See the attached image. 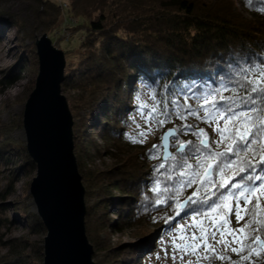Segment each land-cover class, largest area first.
I'll list each match as a JSON object with an SVG mask.
<instances>
[{"label": "trees", "instance_id": "obj_1", "mask_svg": "<svg viewBox=\"0 0 264 264\" xmlns=\"http://www.w3.org/2000/svg\"><path fill=\"white\" fill-rule=\"evenodd\" d=\"M4 1L7 0H0V5ZM83 1H86L84 5ZM41 3L33 7L38 18L45 10L40 9ZM74 6L76 11H83L78 12V16L90 21L85 26V37L80 44L84 49L80 68L70 74L65 73L62 84V91L78 93V97L72 99L73 138L78 155L87 154L86 149L95 144V134L106 143L130 141L121 126L125 115L132 109L130 104L140 87L149 89L150 100L158 110L166 106L171 118L166 119L164 125L172 124L178 131L173 140L183 141L188 147L192 144L198 146L200 138L185 128L188 125L193 130H203L207 134L205 137H210V147L223 151V145L215 148L214 142L220 138L217 132L209 135L207 131L213 130L215 125L210 126L196 116L188 115L191 109L203 116L200 103L192 106L190 101L196 98L201 102L199 98L217 86L235 89L241 97L246 95L241 87L244 84L242 77L264 67V0H76ZM15 22L12 15L0 10V29L9 25L14 27ZM12 76H7L8 85L20 80L21 75ZM224 94L232 95V92ZM261 106L264 107V104ZM177 111L187 115V119H179L175 115ZM14 126L11 124L9 128ZM223 126L224 122L221 121L220 127ZM5 128L6 125H0V165L14 162L9 157L11 155L25 158L32 168H36L25 148L21 153L22 148L5 138ZM160 145L157 142L156 146ZM172 145L178 147L176 143ZM141 148L143 152L132 153L122 159L120 167L97 173H90V169L83 167L86 228L97 251L93 255L94 259L97 258L95 264H139L136 259L170 230L173 219L182 220L181 216L189 208L196 207L189 202L182 211L178 204L181 205L182 201L193 195L197 184L183 188L179 196L171 192L163 193L164 202L159 204L156 203L159 198L157 193L152 191L157 181L162 187L177 183L175 165L184 153L176 150L173 153L175 161H163L160 147L154 149L153 146L141 145ZM153 153H156V158H152ZM248 158L251 159V155ZM188 163L193 165V170H198L195 168V157ZM161 164L163 168H160ZM23 167L19 165V169ZM19 173L16 170L8 183L4 191L6 195L13 192L12 187ZM169 175L173 177L172 180L167 179ZM238 178L232 172L223 177L231 182ZM220 179L217 177L218 181ZM228 190H231L230 183L227 189H223ZM113 192L118 195H113ZM200 194L204 195L202 189ZM255 203L252 200L249 208ZM241 204L244 208L243 201ZM260 204L259 224L252 227L259 226V234L264 238V198ZM232 206L235 208L234 201ZM109 208L114 210V222L108 219L106 212ZM224 215L230 221H237L234 214L229 215L225 211ZM241 216L243 219L239 221L244 222V214ZM29 217L35 234L43 233L45 227L37 215ZM246 218L249 220L248 215ZM148 226L154 230H149L145 247L143 245L139 250L136 244H129L128 250L119 253L122 247L112 248L107 239L101 237V231L111 227L118 228L117 232L121 233L128 227H134L137 238L144 237ZM5 245L10 251L0 257V264H29L26 259L30 254L27 252L34 250L37 257L43 256V246H33L27 240H13ZM238 260L239 256L232 252L218 261L210 258L208 264H235ZM244 264L249 262L245 261ZM259 264H264V255L260 257Z\"/></svg>", "mask_w": 264, "mask_h": 264}, {"label": "rangeland", "instance_id": "obj_2", "mask_svg": "<svg viewBox=\"0 0 264 264\" xmlns=\"http://www.w3.org/2000/svg\"><path fill=\"white\" fill-rule=\"evenodd\" d=\"M40 1L43 2L41 3L42 8L40 7V9L42 10L44 8L45 10L41 13V18H38L33 11V7L38 5ZM75 1L76 0H7L0 5V10L6 15H12L16 21L14 27L9 25L8 27L0 29L2 33L0 34L2 35L0 37V59L6 57L8 60L6 64L0 63V125H6L5 138H7L8 141L16 143V146H19L20 149L22 148V150H20L21 153H24L23 149L25 148L26 154L28 155L27 137L23 127V115L26 102L35 89L39 74V58L37 55L36 41L41 39L44 34H47L53 41L54 46L64 51L66 58L65 73L70 74L79 69L81 65L80 62L83 61L84 49L80 44L85 37V26L89 24L90 21L89 18L78 16V12H83L80 10L82 5L79 6L78 9L80 11H76L74 6ZM85 3L86 1H83V5ZM238 7L241 9L239 4ZM247 16L251 18L250 15ZM20 44L26 49L29 59L24 63L21 69L22 74L20 80H16L13 85H8V67L16 63L21 57L20 55H22L21 51L23 49L19 46ZM65 91L66 90L62 91V94L66 97L74 121V111L72 107L74 103L73 100L78 97V93ZM191 100L190 105L192 106L201 103L198 102L199 100L196 98ZM141 105L145 107L142 108ZM130 106L132 109L125 115V120L121 127L124 128L128 137L137 140V143H133L131 140L127 143H106V141H103L95 134V144L89 149H86L87 154L82 155L81 153V155H78V149H76L77 147L74 140V154L77 160L79 173L82 176V184L85 191L86 184L83 181V167L87 170L90 169V173H97L113 169L114 167H120L122 159L126 158L127 155L144 151L141 150V145L150 147L157 145V142L162 144L161 137L165 132L170 129H175L177 131L172 124L161 126L155 119H146L147 114L150 112L148 109L151 110L155 107L150 100L148 88L140 87V90L134 97ZM142 113H144V115H142ZM11 124L15 125L12 129L9 128ZM207 131L209 135L213 134L215 126L213 130L207 129ZM141 133H145L146 135L142 136ZM204 138L208 139V141L210 139L209 136ZM172 144L171 150L174 153L177 148ZM9 157L12 158L14 162L11 161V163H2L0 165V257L9 253V247L5 244L13 240H27L32 243L33 246H43L44 239L47 235L46 230L41 234H35L31 228L33 223L29 217V215L36 214L39 218L35 202L30 194V185L32 180L37 176V167L32 168L27 160L25 161V158L23 159L21 156L15 158L9 155ZM28 157L30 156L28 155ZM19 165L24 167L19 169ZM16 170L20 173L13 184L12 189L14 190L11 194L6 195L4 191L13 178ZM113 195L118 194L113 192ZM84 200L87 211L86 194ZM240 207L241 214H244L245 217L244 222H237L235 219L230 221L228 216L225 215L228 224L222 227V231L225 232L223 240L221 239L220 233L217 232L216 240L213 241L209 239L208 241L211 248L215 250V257L213 258L217 261L221 260L226 254H231L232 248L239 247L236 243L232 242L233 235L229 233L232 231L237 237L241 236L242 234L235 232V230L244 226L246 220L248 221L242 204ZM113 211V208H109L106 212L111 222L115 221H112V219H116L112 214ZM86 218L87 216L85 217V226L87 227ZM173 220L174 222L170 230L157 238L153 242L152 248L142 256H139L140 258L138 257L136 259L139 264H187L188 261H192V264H197V261H199V264H208L210 259L208 257L211 256V253H205L202 242L201 246L197 249L196 255H192L191 253L185 255L181 250H176L174 253L173 241L183 246L185 240L179 239L178 237H186L188 238L187 242L191 243L190 238L192 234L195 233L196 236H200V228L202 227H208L211 228L212 231H216V227H213V222H215L216 226L222 224L219 219V214H212L211 218L207 220L201 217L195 222L189 218L182 220H176L174 218ZM202 220L204 221L203 224L201 223ZM130 227L125 229L122 233L117 232L118 228L111 227L109 230L101 231V237L103 239L106 238L112 248L122 247L119 253L128 250L129 244H136L137 250L141 249L143 245L145 247V240L150 236L149 230L152 232L154 228L148 226V231L145 232L147 235L144 233L146 236L137 238L135 233L136 229ZM86 234L89 243L93 247L94 253H96V248L90 239L87 228ZM224 241L227 242V247H225ZM27 253L30 254L26 259L29 264H43L44 256L41 258L37 257V252L35 250ZM119 253H117V251L115 252L117 255ZM174 254L175 260H173ZM182 256L183 259H181ZM96 259L93 257L95 263ZM120 260L121 258H119V261Z\"/></svg>", "mask_w": 264, "mask_h": 264}, {"label": "snow or ice", "instance_id": "obj_3", "mask_svg": "<svg viewBox=\"0 0 264 264\" xmlns=\"http://www.w3.org/2000/svg\"><path fill=\"white\" fill-rule=\"evenodd\" d=\"M242 79L244 84L241 87L245 96L241 97L235 89L217 86L212 92L199 98L201 100L200 108L203 110L202 117L198 111L188 110V115L196 116L210 126L215 125V131L220 137L214 142L215 148L218 149L223 145V151L210 147L209 141L204 138L207 134L203 130H193L190 126L185 125L192 135L200 138L199 145L192 144L191 147H188L185 142L174 139L173 143L178 145L177 152L184 153L175 165L178 176L177 183L162 187L157 181L156 186L152 189L159 197L156 201L159 204L164 202L163 193L171 192L173 195L179 196L183 188L197 184V190L184 202L185 204H189V202L195 204L196 207L189 208V211H186L181 219L189 218L195 222L198 218L203 217L207 220L211 218L212 214H219V219L222 222L220 226H216L213 222L216 231H212L208 227L200 228V236L193 233L190 238L191 243L187 242L188 238L186 237H178L185 240V243L181 246L173 241L174 253L176 250H181L185 255L189 253L196 255L202 242L205 253H211L208 258L215 257V250L211 248L208 241L209 239L215 241L217 232L220 233L223 240L225 232L222 231V227L228 224L224 215L225 211L229 215L234 214L237 221L243 219L240 207L241 201H243L244 211L249 216V220L245 222L244 227L235 230V232L241 233V236L237 237L232 231L229 233L233 235L232 242L239 246L231 249L239 256V260L235 264H244L245 261H248L249 264H259L260 257L264 255V238L259 234L260 227H252L253 224H259L260 201L264 198V107L261 106L264 104V67L245 74ZM229 91L232 92V95L224 94ZM141 107L145 106L141 105ZM175 115L179 119H187V115H183L179 111ZM170 118L166 106L162 110L153 107L146 116V119H155L161 126L164 125L166 119ZM221 121L224 122L223 128L220 127ZM141 135L146 134L141 133ZM170 137H177V132L175 130L168 131L161 137L163 143L160 146L153 145V148L160 147L167 150ZM129 139L133 143L138 142L131 137ZM249 155H251V159L248 158ZM194 157L195 168L198 170H193V165L188 163ZM152 158H156V153L152 154ZM164 159L175 161L176 157L167 155ZM163 167L164 165L161 164L160 168ZM229 172L238 175V180L231 182L230 179H223ZM217 177L221 179L218 181ZM167 179L172 180L173 177L169 175ZM229 183L231 190L223 191L229 187ZM201 189L204 195L200 194ZM252 200H255L256 203L249 208ZM233 201L235 208L232 206ZM178 207H183V205L178 204ZM177 215L180 213L177 212ZM201 223L203 224L204 221L202 220ZM224 243L227 247V242L224 241ZM173 260H175V254ZM187 264H192V261H188Z\"/></svg>", "mask_w": 264, "mask_h": 264}, {"label": "water", "instance_id": "obj_4", "mask_svg": "<svg viewBox=\"0 0 264 264\" xmlns=\"http://www.w3.org/2000/svg\"><path fill=\"white\" fill-rule=\"evenodd\" d=\"M36 48L39 74L25 105L23 127L28 155L37 167L30 194L47 232L43 264H95L86 234L85 188L74 154V121L62 94L65 53L47 34L36 41ZM171 144L170 137L167 150L162 148L163 161L173 156ZM184 202L182 210L188 205Z\"/></svg>", "mask_w": 264, "mask_h": 264}, {"label": "bare ground", "instance_id": "obj_5", "mask_svg": "<svg viewBox=\"0 0 264 264\" xmlns=\"http://www.w3.org/2000/svg\"><path fill=\"white\" fill-rule=\"evenodd\" d=\"M19 46L21 47V49H23L21 51V54L22 55H20L21 57L16 61V63H14L10 67H8V71H9L8 75H9V78L13 77L12 75H14V76L21 75L22 74L21 69L24 66V63L28 60V57H27L28 55L26 54L27 53L26 52V49L21 44ZM7 62H8V60H7L6 57L0 59V63H2V64H6Z\"/></svg>", "mask_w": 264, "mask_h": 264}]
</instances>
